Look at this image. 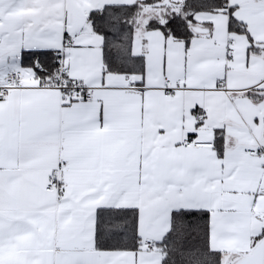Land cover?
<instances>
[{"label": "snow or ice", "instance_id": "6c2138e0", "mask_svg": "<svg viewBox=\"0 0 264 264\" xmlns=\"http://www.w3.org/2000/svg\"><path fill=\"white\" fill-rule=\"evenodd\" d=\"M0 264H264V0H0Z\"/></svg>", "mask_w": 264, "mask_h": 264}]
</instances>
